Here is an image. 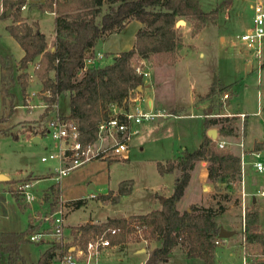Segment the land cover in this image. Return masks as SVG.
Listing matches in <instances>:
<instances>
[{
	"label": "rangeland",
	"instance_id": "obj_1",
	"mask_svg": "<svg viewBox=\"0 0 264 264\" xmlns=\"http://www.w3.org/2000/svg\"><path fill=\"white\" fill-rule=\"evenodd\" d=\"M200 3L203 9L210 10L217 7V14L213 20L205 23L207 29L202 34L208 35V41H196L200 48L189 52L185 58L192 61H201L202 67L206 69L210 68L216 80L225 84L215 89L213 83V89L210 92V102L213 112L223 113L220 112L222 110L221 105L229 98L232 105L236 104L237 109L247 111L246 129H243V134H245L242 137L244 148L247 149L254 138L264 139V64L263 66H257L256 60L251 58L246 49L240 52V42L237 38L250 25L252 13L250 7L251 0H201ZM20 13L30 19L37 20L39 29L47 35L45 37L46 44L50 43L48 34L52 31L53 15L43 12L33 2H28L26 7L20 10ZM5 15L0 18V53L6 54L9 57L10 63L13 64L21 55L22 50L5 29V23L7 22ZM185 20L189 23H187V26H190V19ZM132 27L133 24H128L123 33L124 36L122 33L113 35L111 38L116 39L115 45L106 46L111 49L121 48L129 38ZM174 27L180 30L179 32L177 31V34L180 36L182 45H185L187 48L191 47L189 38L192 34L190 30H185V24H179ZM215 30L223 34L224 42H221L217 36L211 34ZM199 50L203 52L202 56L197 55ZM135 57L131 61L132 64L135 62ZM111 58V53L107 54L103 57L102 62L107 63ZM149 59L156 60V56L152 55ZM247 60L251 61L253 65L251 68H248ZM260 61L264 63V45L262 46ZM27 69V73H30L32 78L29 79V84L26 85L25 91H35L39 88V83L36 76H34L33 64L29 63ZM173 79L175 100H178L180 104L177 110L180 113H187L189 110L185 103V90L189 86L188 84L193 83L195 80H187L175 72ZM257 88L258 94H256ZM223 91L227 92V97L222 101L221 94ZM12 92V103L14 104L12 112L6 119L0 121V127L8 129L7 133L0 134V172L7 173L12 177L7 182L0 180V230L16 231L23 229L28 224H32L33 231H49L50 225L46 223L45 217L51 211L50 201L53 192L48 187H39V184H34L33 179L37 175H32V177L25 175L30 171L35 174H49L48 172L52 171L55 166H64L68 159H65V162L61 163L56 158H47L45 161L40 160V156H47L48 152H56L58 150V141L52 139L45 132L46 121L49 117L54 116V111H50L47 115L42 116V107H23L22 105L26 102V98H22L23 94L17 82L13 85ZM35 92L34 96L29 97L31 103H42L41 93ZM130 103L131 101H128L127 107ZM139 104L141 107H144V99L139 100ZM59 107L61 111L65 109L63 99L60 100ZM256 107L261 111L260 115L254 114L253 111ZM1 113H4V110L0 101V115ZM165 114L167 113L164 110V114H162L164 117L154 116L135 123L138 127V132L131 135L127 158L116 159L111 155H105L104 157L89 159L61 175L59 183L57 181L53 183L57 184V186L59 185L58 197L56 199L57 206L61 205L59 204L60 197L61 199L83 197L85 202L79 208L68 213L64 218V227L67 229H63L60 242H57L56 238L52 235H45L40 241L25 242L20 245L19 252L22 254L25 264H30L31 261H34L38 253L45 246H52L54 248L55 253L53 258L56 262H52L51 264H57L61 253L66 250V245L63 243L65 240L73 242L74 245L83 246L84 237L79 236L78 233L74 236L72 229L77 224L84 223L82 220L88 217L101 221L108 216H122L133 212H144L158 204L159 193L164 191L166 195L170 194L174 174L159 173L155 162H163L169 159L183 147H186L187 150L194 149L197 144V126L201 123V119L196 117L189 118L184 115L173 117L170 113L167 116ZM216 118H219V122L213 124V127L216 128L220 122L232 123L236 136L229 139L236 140L240 122L238 116L229 115L226 116L227 119L225 120L220 119L223 117ZM33 128L41 134L37 140L31 136ZM109 142L110 139L103 141L102 146ZM228 147L232 148L234 146L228 144L224 149H228ZM206 164V161L203 164L196 162L194 166L197 180L200 182L205 181L203 172L206 171ZM243 177L247 186L256 183V186L253 187L259 189L264 185V172L250 175L248 164L245 165ZM124 179L132 181L131 191L126 195L119 196L116 202L102 206L99 205L94 197H91V195L100 194L109 189H116L117 183ZM25 180L32 183L30 189L35 195V199L31 202L24 201L22 196L16 191V185ZM50 181L45 179L40 184H46ZM213 185L211 193L205 194L202 197L200 191L187 189V193L179 201V210H183L184 207L190 204L212 205L215 208L220 206V210L217 209L218 211L214 216L215 225L233 230L234 233L225 242L216 244L214 249L215 262L216 264H240L239 250L241 248L240 243L243 231L241 229L242 218L238 183H232L231 186H226L224 183ZM256 198L264 200V197L256 196ZM183 203L184 205H182ZM244 204V212L257 208V204L251 202L249 195L245 196ZM261 220V227L264 229V210L261 213ZM67 224L72 225L67 226ZM92 234V232H89L87 238ZM127 241H141L143 246L146 247L145 243L147 240L128 238ZM135 246H138V244ZM247 248L249 251L255 252L253 245H247ZM183 250V247L180 246L179 248L175 246L169 256L165 260L158 261L157 264H205L198 257H186ZM141 251L143 250L137 252ZM230 251H232L231 254L229 253ZM145 257L146 254L143 252L135 254L133 246H128L125 250L107 246L99 252L95 264L141 263L145 260ZM0 264H22V260L17 258L13 262H9L7 254L1 251ZM76 264H83V262L78 261Z\"/></svg>",
	"mask_w": 264,
	"mask_h": 264
},
{
	"label": "trees",
	"instance_id": "obj_2",
	"mask_svg": "<svg viewBox=\"0 0 264 264\" xmlns=\"http://www.w3.org/2000/svg\"><path fill=\"white\" fill-rule=\"evenodd\" d=\"M22 1H1L3 9L0 18L9 9L12 23L6 25V29L22 49V54L14 68L9 57L0 53V101L4 110L0 121L12 112V87L15 82L20 85L22 94H25L27 72L15 73V69H24L29 61L39 56L33 71L40 80V90L47 93L40 96L45 103L41 115L45 116L53 111L58 95L67 91L68 113L56 116L61 120L74 122L81 146L95 140L97 122L107 116L108 106L115 103L126 108L129 92L141 84L140 74L133 69V57L153 53L157 61L172 65L182 45L174 21L178 17L190 19V33L194 34L217 14V7L203 10L200 0H60L55 8L49 3H41V10L56 13L53 38L50 49H47L45 35L38 30L36 23L23 22L19 7ZM129 19L143 23L135 32L133 46L114 53L107 63L81 69L87 50L95 45L97 39L119 30ZM212 89L213 85H210L207 93ZM216 117L227 119L226 116H214L204 120V124L207 126L218 123L219 118ZM7 130L0 127V134L7 133ZM217 133L225 138L236 136L230 122H220ZM252 148H264V141H254ZM200 160L206 161V178L213 184L221 182L231 186L238 182V155L229 148L215 147L210 137L203 132L201 141L194 149H183L173 158L155 162L159 173L177 169L172 191L163 198L159 208L128 216L107 217L99 223L84 222L73 227L74 236L78 233L84 237L85 242L89 232H101L107 227L116 228L115 233L106 234L110 243L115 244L132 239L129 234L139 228L142 238L156 239L159 242L157 246L148 249L144 264H157L158 261L165 260L175 246L183 247L186 257H198L206 264H214L216 245L213 238L218 228L214 216L221 207L190 204L181 211L176 207L191 170ZM131 183L130 179L120 180L114 191L108 190L95 197L102 202L114 203L120 195L130 192ZM49 188L53 192L50 201L52 211L57 208L58 186L51 184ZM84 201L81 197L70 200V203L77 207ZM244 223L246 244L253 245L255 252L264 255V231L257 228L256 208L245 212ZM32 232V224L16 231L0 230V252L7 254L9 262L20 258L22 264H25L19 247L22 243L31 242L29 235ZM53 255L54 248L50 246L40 252L30 264H49ZM263 263L264 259H259L248 264Z\"/></svg>",
	"mask_w": 264,
	"mask_h": 264
},
{
	"label": "built area",
	"instance_id": "obj_3",
	"mask_svg": "<svg viewBox=\"0 0 264 264\" xmlns=\"http://www.w3.org/2000/svg\"><path fill=\"white\" fill-rule=\"evenodd\" d=\"M60 0H23L19 7L20 9L28 2L36 4L49 3L52 8H55L56 3ZM1 2V0H0ZM251 18L250 25L245 28L238 36L240 42V49L247 50L251 56L257 62V66L262 64L260 57L262 55V46L264 45V0H251ZM101 52H94L93 54H87L81 69L86 68L85 64H95V61L102 58ZM133 69L136 73L140 74L141 78L147 75L148 69L145 67L143 61H139L133 64ZM43 94H47L43 92ZM227 97V92L223 91L221 94V100L223 101ZM131 101L129 95L127 102ZM26 108H32L35 106L43 107L45 103H31L29 98H26V102L22 105ZM129 107V106H128ZM128 107L123 108L121 105L111 103L108 106L107 116L97 122L96 125V138L94 141L88 143L86 146H81L78 142V132L73 121H66L59 119L56 115L47 119L45 124V132L50 135L52 139L58 141V150L56 152L50 151L47 156H40L41 161H45L47 158H56L59 163L65 162L64 166L58 165L55 167V178L58 179L61 175L65 174L68 170L83 164L85 161L104 157L105 155H111L116 159L127 158L129 140L131 135L135 133V130L131 128L133 123L140 122L141 120H147L157 115H162L164 112H155L151 110H141L135 106L133 110ZM210 117L214 116H229L230 113H217L212 112L207 114ZM240 122L238 128V137L236 140H230L229 137L210 138L215 147L226 148L228 144L237 145L239 151L237 152L239 160V178H238V190L241 205V229L244 232L245 223V204L244 197L246 193L243 189V174L246 164H250L251 167L258 173L264 172V148H250L245 149L243 144V123L245 118L244 112L236 113ZM235 138V137H234ZM110 139L108 144L102 146L103 141ZM250 156V158H248ZM32 183L25 180L16 185V191L22 196L24 201L31 202L35 199V195L31 192ZM260 195H264V190L259 191ZM63 205L57 206L56 209L49 212V215L45 217L46 223L50 225L49 231H33L29 235L30 241H40L45 235H52L60 242L63 235ZM50 221V222H49ZM116 228L107 227L101 232L93 233L84 242L83 246L75 244L71 249H66L61 253L60 259L57 264H76L78 261L83 264H94L99 252L109 246L111 243L109 237L106 234H113L116 232ZM136 240H144L139 228L129 234ZM227 237L213 238V243L219 244L225 242ZM241 248H240V264H248L255 260L264 259V255L249 251L247 248L244 234L241 235ZM125 264H144L126 262ZM264 264V263H263Z\"/></svg>",
	"mask_w": 264,
	"mask_h": 264
},
{
	"label": "crops",
	"instance_id": "obj_4",
	"mask_svg": "<svg viewBox=\"0 0 264 264\" xmlns=\"http://www.w3.org/2000/svg\"><path fill=\"white\" fill-rule=\"evenodd\" d=\"M26 5L27 4H25V6L23 8H21V9H24L26 7ZM200 6H201V3H200ZM37 7L41 10L40 4H37ZM1 10H2V3L0 2V12H1ZM203 10L207 11L209 9H203ZM43 12H47V13H50V14L53 15V26H54V18L56 16V13L54 11H48V10H43ZM20 16L22 17L23 22H26V23H29V24H31L32 22H35L37 27H38V30L41 31L39 29V24H38L37 20H34L32 18L30 19L26 15H22L21 13H20ZM5 18H7V22L5 23V29H6V25L12 23V19H11V16L7 15V14L5 15ZM183 20H184L183 24H185V26H186L185 30L189 31L191 29V25L187 26V23H188L187 20H185V19H183ZM128 24H133V27H132V29H131V31L129 33L130 34L129 38L125 41L126 42L125 45H123L121 48H113V49L108 48L106 45L113 46L116 43V39L115 38L112 39L111 37L113 35H115V34H118V33H122L123 34ZM142 26H143L142 22H140V21H138L136 19H129L128 21H126V23H124L123 27H121L118 31L110 32V33L104 34L101 37H99L97 39L95 45L93 47H91L89 50H87V52H86V54H93L94 52H101L103 54L102 58H100L99 60L95 61V64H93V65H96V64H99V63H103L102 62L103 57L106 56L107 54L111 53V57H112L114 55V52L120 51V50H123V49H128V48L132 47V45L134 44L135 32H136V30L138 28H140ZM206 29H207V27H206V24H205L197 32H195L194 34L190 35L189 43H191V47L187 48L185 45H181V47L179 48L178 53H177V58H176V60L174 61V63L172 65H169V64H167L165 62H159V61H157V59L156 60L155 59H151L150 60L149 57L152 56V55H155L153 53H148V55L144 56V57L136 56L134 58V60H135L134 63H137L139 61H143L145 63V67L148 69V73H147L146 76L141 78V84L139 86H136L133 90H131L129 92V97L131 99V103H130L128 108L130 110H133L135 108V106H136L137 108H139L141 110H144V111L151 110V111H155V112H158V111L159 112H164V110H165L166 113H167V114H165L166 116L169 115V113H170V114H172L173 117L174 116L179 117V116L184 115V116H187L189 118H192V117L200 118L201 119V123L197 126L198 127V129H197L198 136H197V144H196V146L201 141L203 132L206 133V130L208 128L213 127V124L207 125V126L204 124V120H206L208 118H211L207 114L213 112V108L211 107V102H210L211 101L210 93H207L208 90H209V87H210V85H213V83L215 85V89H218L219 87H222L223 85H225L224 83H221L219 80H216L215 75L211 72L210 68L206 69L205 67H202L201 61H199V60L192 61V60H189L188 58H185V56L189 52L196 51L197 49L200 48L199 45H197L196 41H199V40L208 41V35H206V34L203 35L202 34L204 31H206ZM6 31H7V29H6ZM177 31L179 32L180 30H177ZM211 34L214 35V36H217L218 39L221 40V42L225 41L224 36H223V34L220 31L215 30V31H212ZM44 35H45V37L47 36L45 33H44ZM48 35L50 37V42H51V40L53 38V27H52L51 33H49ZM123 36H124V34H123ZM123 36H121V37H123ZM119 40H121V38H119ZM183 43H184V41H183ZM17 45H18V43H17ZM46 48L50 49V43L46 44ZM239 51L243 52V50H241L240 47H239ZM197 55L198 56H202L203 52L199 50ZM18 58H17V60H18ZM38 58H39V56L34 57L31 61H29L27 63V66H28L29 63H32L33 67H35ZM17 60H16V62H13V64H12L14 66V68H16L15 65L17 63ZM263 64L264 63L262 62V64L260 66H263ZM27 66L24 69H20V68L19 69H15V73H18L19 71L28 72ZM90 66H92V65L88 64V63L85 64V67H90ZM247 66H248V68H251L253 66L251 64V61L247 60ZM174 72L177 73L180 77L185 78L187 80H190V81L191 80H195L193 83H189L188 84L189 86H187V88L185 90V103H186V107L189 110L187 113H180V111L177 110L180 107V104H179L178 100H175V89H174L175 87L172 84L173 81H174V79H173L174 78ZM50 74H52L51 71H50ZM34 76H36V75H34ZM31 78H32L31 74L27 73V84H29V79H31ZM36 79H37V81L39 83V88L37 90H35V91H38L41 94H43L42 91L40 90L41 89L40 80L37 77H36ZM256 81H257V78H256ZM35 91H29V92L25 91V94L22 96V98L23 99L24 98H29V97L31 98L36 93ZM256 94H258V88L256 89ZM68 96L69 95H68L67 91L65 93H61V94L58 95L57 103L54 106V110H53L54 111V115H64V114L68 113V110H69ZM61 99H63L64 103H65V109L63 111H61V108L59 107V103H60ZM142 99H144V101H145V106L144 107H141V105L139 104V100H142ZM229 99L222 103V105H221L222 110H220V112L230 113L231 116H236V113L244 112L245 113V118L243 120L244 121L243 127H244V129H246L245 121H246V118H247V111H245L243 109H237L236 104L232 105V103H231V101ZM35 107H40V106H35ZM253 112H254L255 115H260V113H261V111L259 110L258 107H256ZM161 116L164 117V115H157L156 117H161ZM137 123H139V122H137ZM131 128L133 130H135V133L138 132V127L136 126L135 123H133L131 125ZM33 129L31 131L32 132L31 136H32L33 139L37 140V139H39L41 134L39 132H36L35 128H33ZM216 135H218L217 128H216ZM219 137H221V136H219ZM254 141H264V139L263 138H254L253 141L251 142L250 146L247 147V149L248 148L250 149L252 147ZM243 144H244V141H243ZM231 145L234 146V147H232V148L228 147V148L230 150H232L234 153L237 154V152L239 151L238 146L237 145H233V144H231ZM183 149H186V147H183V148L179 149L170 158H173V157L177 156ZM198 162H200L201 164L205 163L204 160H200ZM248 165H249V174L250 175H253V174L256 175V173H258V172H256L251 167L250 164H248ZM55 167H57V166H55ZM55 167H54V169H55ZM54 169L52 171L48 172L49 174H46V173L45 174H35V173L30 171L25 176L32 177V175H37L33 179L34 184H36V185L39 184V187H48L49 188V186L51 184H53L55 181H57L59 183V178L56 179L54 177L55 176V173L53 172ZM0 173L4 174V172H0ZM165 173H173L174 174L173 179H174L175 175L177 174V169H174L171 172H165ZM4 175L7 178L6 179H0V180H4V182H7L9 178H12L7 173H5ZM203 178L205 180L204 182H200V181L197 180V176L195 174V169L193 167V169L190 172V177H189L187 185H186V187L184 189V192H183L182 196L180 197V199L176 203V207H177L178 210L180 208L179 205H178L179 201L182 199V197L185 196V194L187 193V189H193V190L200 191L201 197L204 196L205 194L211 193L214 185H213L212 182L206 180L207 179L206 178V171L203 172ZM45 179L46 180H51V181L46 183V184H40L41 181L45 180ZM217 183H221V182H217ZM253 186H256V183L254 185H250L249 184V186H247L245 178L243 177V189H244V192L246 193L245 196L249 195L251 202H254L255 204H257V208H256L258 210L257 228H258L259 231H264V229L261 227V221H262L261 220V213L264 210V200H258L256 198V196L264 197V195H260L259 194L260 190H264V185L261 188H259V189L257 187H253ZM172 187H173V181H172ZM131 188H132V185H131ZM131 188H130V191H131ZM58 190H59V185H58ZM109 190H115V189H109ZM171 191H172V189H171ZM103 193H105V192H103ZM89 195H91V193H89ZM95 195H91V197H94L96 199V201L99 203V205L104 206V205H106L108 203H111V202H102L101 200L97 199L95 197ZM123 195H126V194H123ZM168 195H166L164 193V191L162 193H159L158 194V198H159L158 204L155 205L153 208H159L161 206V202H162L163 198L165 196H168ZM120 196H122V195H120ZM76 198H81V197H72V198H69V199H61V197L59 198V200H60L59 204L63 205V208H64V213H63V229L64 230L67 229V228L64 227V218L66 217V215L68 213H70L71 211H73L74 209L79 208L80 206H82L84 204V203H82V204H80L77 207H73L72 204L70 203V200H73V199H76ZM244 201H245V197H244ZM189 202H194V201H189ZM182 205H184V203ZM186 207H184V208H186ZM153 208H151V209H153ZM149 210H147V211H149ZM147 211H144V212H147ZM144 212H133V213H128V214L122 215V216H128L130 214L144 213ZM108 217H120V216H108ZM104 220H101V221L97 220L96 221V220L88 217L87 219H84L82 221L99 223V222H102ZM73 224H75V223H73ZM68 225H72V224H67V226ZM62 233H63V230H62ZM233 233L229 237H227V239H229L231 236H233ZM63 239H65V238H63ZM65 241L63 243H65L66 249H71L74 246L73 242H71V241L70 242H68V241L65 242ZM152 243H154V244H152ZM136 244H138V246H135ZM145 244H146V247L143 246L141 241H138V242L124 241V242H119V243H115V244H110L109 246L117 247L120 250H125V249H127L128 246H133V252L135 254L143 252V253H145L147 255L148 249H150V248H152L154 246H157L159 244V242L156 239H149V240L146 241ZM48 247H50V246H48ZM48 247L45 246L44 249H46ZM139 250H143V251L137 252ZM42 251H40V252H42ZM40 252L38 253V255L40 254ZM229 253L231 254L232 251H230ZM38 255H37V257H38ZM239 255H240V250H239ZM53 257H54V255H53ZM53 257L51 258L49 264H51L52 262H56V261H54ZM213 260H214V264H216V262H215V250H214V253H213ZM31 262H33V261H31ZM95 263H96V260H95L94 264ZM117 264H122V263H117Z\"/></svg>",
	"mask_w": 264,
	"mask_h": 264
},
{
	"label": "water",
	"instance_id": "obj_5",
	"mask_svg": "<svg viewBox=\"0 0 264 264\" xmlns=\"http://www.w3.org/2000/svg\"><path fill=\"white\" fill-rule=\"evenodd\" d=\"M9 12V9H6L5 11V14H8ZM184 23V20L182 18H178L174 21V26H178L179 24H183ZM139 86V85H137ZM206 134L210 137V138H215L216 136V128L215 127H211V128H208L206 130ZM7 177L0 173V179H6ZM233 233L232 230H228V229H225L224 227L222 226H219L217 228V232H216V236L218 237H229L231 234Z\"/></svg>",
	"mask_w": 264,
	"mask_h": 264
}]
</instances>
